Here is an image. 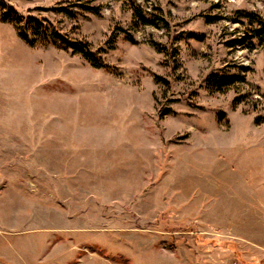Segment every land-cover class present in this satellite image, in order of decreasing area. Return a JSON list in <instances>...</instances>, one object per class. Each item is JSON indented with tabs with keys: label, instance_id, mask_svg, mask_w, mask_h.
<instances>
[{
	"label": "rangeland",
	"instance_id": "obj_1",
	"mask_svg": "<svg viewBox=\"0 0 264 264\" xmlns=\"http://www.w3.org/2000/svg\"><path fill=\"white\" fill-rule=\"evenodd\" d=\"M7 9L105 66L23 40L36 23ZM250 10L264 0H0V264H264Z\"/></svg>",
	"mask_w": 264,
	"mask_h": 264
},
{
	"label": "trees",
	"instance_id": "obj_2",
	"mask_svg": "<svg viewBox=\"0 0 264 264\" xmlns=\"http://www.w3.org/2000/svg\"><path fill=\"white\" fill-rule=\"evenodd\" d=\"M16 10H3L1 13V20L7 21V20H15L16 22L20 23L23 19L24 14L22 15L18 11L12 12ZM15 13V14H12ZM243 15L248 19L249 25L257 24L258 26L253 28L251 27L249 32L252 37H254L260 44L264 45V17L261 16L259 13L254 11H246L243 13ZM24 17L31 18V21L33 23H36L35 32L36 34H30V32L25 28H19V35L20 37L31 43H35V39H33L32 35H37L39 39L43 43L47 42V38L51 36L62 40L63 43H65L68 47H70L74 52L80 53L86 58H88L95 66H105V63L103 59L100 56V50H93L88 43H83L79 41H75L70 39L69 37L65 36L64 33L59 30L57 26L52 24L50 21H47L46 23L40 19L37 16L33 15H25ZM157 78L160 76H156ZM220 81V85L224 84H231L234 83L237 80H242L243 77L236 76V75H230V76H219L218 77Z\"/></svg>",
	"mask_w": 264,
	"mask_h": 264
},
{
	"label": "crops",
	"instance_id": "obj_3",
	"mask_svg": "<svg viewBox=\"0 0 264 264\" xmlns=\"http://www.w3.org/2000/svg\"><path fill=\"white\" fill-rule=\"evenodd\" d=\"M248 213H249V212H248ZM249 214H250V213H249ZM244 233H245V231H244ZM245 236H247V235L245 234ZM3 237H4L5 239H7L6 236H3ZM5 241H6V240H5ZM6 242H7V241H6Z\"/></svg>",
	"mask_w": 264,
	"mask_h": 264
}]
</instances>
